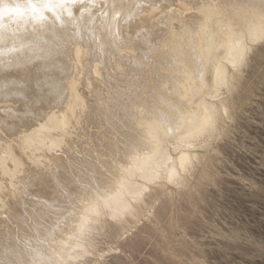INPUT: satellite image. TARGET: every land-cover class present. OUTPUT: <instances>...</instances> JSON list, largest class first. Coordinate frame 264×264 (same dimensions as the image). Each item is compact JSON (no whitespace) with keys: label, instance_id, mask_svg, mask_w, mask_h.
Here are the masks:
<instances>
[{"label":"bare ground","instance_id":"1","mask_svg":"<svg viewBox=\"0 0 264 264\" xmlns=\"http://www.w3.org/2000/svg\"><path fill=\"white\" fill-rule=\"evenodd\" d=\"M263 37L264 0H0V264H74L176 183Z\"/></svg>","mask_w":264,"mask_h":264},{"label":"rangeland","instance_id":"2","mask_svg":"<svg viewBox=\"0 0 264 264\" xmlns=\"http://www.w3.org/2000/svg\"><path fill=\"white\" fill-rule=\"evenodd\" d=\"M252 46L180 179L150 184L135 217H102L74 264H264V37Z\"/></svg>","mask_w":264,"mask_h":264}]
</instances>
